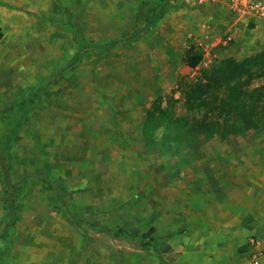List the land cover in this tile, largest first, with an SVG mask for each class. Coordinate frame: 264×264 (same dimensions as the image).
<instances>
[{
	"label": "rangeland",
	"instance_id": "obj_1",
	"mask_svg": "<svg viewBox=\"0 0 264 264\" xmlns=\"http://www.w3.org/2000/svg\"><path fill=\"white\" fill-rule=\"evenodd\" d=\"M247 2L11 6L0 138L19 129L0 146V264H169L171 237H264V121L241 130L234 115L264 111V18ZM229 60L250 66L216 88L205 74ZM46 82L23 118L16 106Z\"/></svg>",
	"mask_w": 264,
	"mask_h": 264
},
{
	"label": "trees",
	"instance_id": "obj_2",
	"mask_svg": "<svg viewBox=\"0 0 264 264\" xmlns=\"http://www.w3.org/2000/svg\"><path fill=\"white\" fill-rule=\"evenodd\" d=\"M2 34L0 33V38H1ZM113 42H107V43H102V44H96L93 45L92 47L94 49H97L99 52H105L107 50H109L110 48L113 47ZM82 48H87L83 45H81ZM81 49V48H80ZM81 57V54L79 55V58ZM199 60V57H194L192 58L191 56L187 57V63L190 66H194ZM250 66L248 61H234V60H229L226 61L225 63H223V65L220 68H217L213 71L210 72H206L205 77L207 78V80L209 81V83H211L213 86H215L216 88L218 87H222L225 85H228L230 82H232L233 80L237 79L239 76H241L243 73H246L248 70V67ZM49 82L45 83H39L37 86H35L36 90H30L29 93L27 94V97H25L24 99H22L20 101V103L16 106V112L20 113L21 116L24 118L27 115V111L29 110L30 107L33 106V104H35L37 102V100L39 99V96L43 93L46 92L47 90V85ZM235 117L238 119H240V125H239V129H243V130H249L251 128H257L261 125L260 121L263 119L264 121V111L262 112V115H259L257 112H255L253 109H246V110H241V111H236V113L234 114ZM3 117V115L0 114V118ZM211 126H207L206 123H200V125L197 127L198 130L201 131H205V130H210L212 128H214V124L211 123ZM195 128V127H194ZM19 129V127H17V129L15 130H11L8 132H4L0 138V146H2V148L6 149V144L8 143V141L13 138V136L11 137V134H15L16 131ZM224 133L223 136H226L229 133H233L235 129L232 128V126H224ZM1 153H5V152H1ZM5 155V154H4ZM9 174H10V164L9 162H7L6 164V169L3 173L4 177L6 179L9 178ZM13 212H15V209H12ZM106 231H110V232H115L117 234H122L123 236H127V232L124 231L121 228H114V229H106ZM148 236V233L142 235L140 238L145 240ZM141 243L144 245V241H141Z\"/></svg>",
	"mask_w": 264,
	"mask_h": 264
},
{
	"label": "crops",
	"instance_id": "obj_3",
	"mask_svg": "<svg viewBox=\"0 0 264 264\" xmlns=\"http://www.w3.org/2000/svg\"><path fill=\"white\" fill-rule=\"evenodd\" d=\"M18 4L19 0H4L0 8V27L2 22L6 21L4 15L9 13V10ZM225 235L233 236H229V238L227 236L226 239L229 240L226 243H220L217 237L215 242L213 241L209 245L200 244L194 238V235L191 237V240L188 239L186 242L175 241L172 240L174 237H171L169 242H165L166 248L161 253H164V257L172 259L169 264H235L238 261L240 252H243L246 248L247 236L245 234H232L231 231H227ZM259 237L264 238L262 234H259ZM184 239L186 240V238ZM41 263L45 264L46 261L42 260Z\"/></svg>",
	"mask_w": 264,
	"mask_h": 264
},
{
	"label": "built area",
	"instance_id": "obj_4",
	"mask_svg": "<svg viewBox=\"0 0 264 264\" xmlns=\"http://www.w3.org/2000/svg\"><path fill=\"white\" fill-rule=\"evenodd\" d=\"M245 5L247 9H251L255 14L264 18V2L250 0ZM245 245V250L240 252L238 261L235 264H264V238L251 235Z\"/></svg>",
	"mask_w": 264,
	"mask_h": 264
}]
</instances>
